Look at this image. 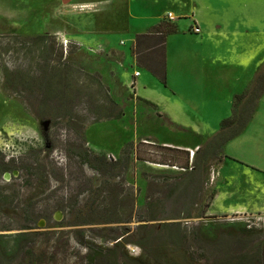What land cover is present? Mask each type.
Masks as SVG:
<instances>
[{
	"label": "rangeland",
	"instance_id": "rangeland-1",
	"mask_svg": "<svg viewBox=\"0 0 264 264\" xmlns=\"http://www.w3.org/2000/svg\"><path fill=\"white\" fill-rule=\"evenodd\" d=\"M47 1L5 0L10 11L0 14V18L12 19L0 22V153L4 163L14 160L17 168L9 173L8 181L0 173V192L9 196L10 203L0 207V234L25 229L22 232L29 235L21 252L15 258L0 256V264H140L133 261L144 253L138 246L144 231L138 226L145 222L138 219L145 216L149 202L166 199L167 181L182 171L142 160L162 159L163 151L156 144L192 143L189 131L208 140L219 131L221 121L231 117L234 98L251 87L264 68V14H257L264 0H245L251 2L249 18L232 8L242 0H128L130 7L124 0L122 10L130 12V25L111 32L104 29L106 14L98 13L111 9L110 2L88 9L83 0L67 5L58 1L57 8L45 10ZM169 12L177 17L181 12L195 13L201 33L184 34L193 22H178L180 32L167 40L169 71L162 83L135 65L131 49L137 35L146 34ZM242 19L250 22L249 62L231 56L225 35L228 24ZM216 26L220 28L215 30ZM39 35L50 36L45 41L49 48L45 59H52L58 46L67 55L62 63L72 78L73 101L70 108L65 106L64 117L57 112L58 102H47L46 111H40L45 97L30 96L22 86L12 88L7 83L6 72L14 77L43 76L41 66L56 64L52 60L45 63L43 45L28 40ZM135 72L141 74L136 88ZM140 99L153 103L156 109ZM111 100L123 110L122 119L99 120L96 107H110ZM252 118L245 131L225 145L224 154L257 170V180L249 185L238 179L240 172L234 167H239L232 162L216 169L215 189L231 186L236 193L228 203L246 208L234 216L258 215L252 207L264 187V93ZM77 125L85 126L89 149L118 160L125 144L132 142L131 157L139 159L127 173L114 170L113 177L85 166L82 180L88 181L89 190L77 196L73 207L75 188L84 186L75 178L79 158L74 151L80 144ZM210 173L211 168L195 205L188 207L191 219L148 224L155 226L156 234L165 223L178 224L170 229L180 231L179 247L189 264H234L233 259L242 255L250 264H264V228L252 234L219 228L204 239L200 235L201 225L214 224L198 218L214 191ZM242 183V188L234 189ZM166 206L163 212L160 208L162 216L172 214L171 205ZM217 215L223 217L221 212ZM121 220L123 223H118ZM216 220L217 225L238 222ZM8 228L10 231H4ZM116 244L119 247L115 248Z\"/></svg>",
	"mask_w": 264,
	"mask_h": 264
},
{
	"label": "trees",
	"instance_id": "trees-1",
	"mask_svg": "<svg viewBox=\"0 0 264 264\" xmlns=\"http://www.w3.org/2000/svg\"><path fill=\"white\" fill-rule=\"evenodd\" d=\"M178 31V25L165 17L146 34L137 35L131 49L136 66L147 70L160 82L165 83L167 78L166 39L170 35L177 34ZM15 38L17 40L22 39L21 36H16ZM32 39H35L34 41H37V44L43 45L44 51L41 55L44 57L43 60L45 63L52 60L55 61L56 64L54 66L50 64H46L44 67L41 66L43 69L40 70L43 72V76H25L22 74L14 77L12 73L9 74V72H6L8 86L12 88L22 86L24 91L28 92L30 96L36 94L42 100L43 97H45L43 100L44 102L41 101L42 103L39 108L40 111H46L47 102H58L59 108L57 112L64 117V113H66L64 111L65 106L70 108L73 101V91L71 89V86L73 85L71 83L72 78L67 70L68 67L64 65L66 63H62L64 50L61 46H58L57 53L51 57L52 59L49 57L45 59V55L49 53L48 46L45 47V41H48L50 36L39 35L28 40ZM72 47L77 48L75 45H72ZM66 57L64 56V59H67ZM100 87H102L101 84ZM263 93L264 68H262L255 76L249 90L234 98L232 116L221 122L219 131L213 137L203 142L192 159L190 158L189 151L169 146H160L159 144L155 145L154 143L155 147L163 151L162 159L157 161H142L166 168H176L182 171L175 174L173 172L174 177L171 178V182L167 181L168 191L165 194L166 199L149 202L146 206L145 216L138 219L140 222H145V225L138 226L140 232L144 231V235L140 236V242L138 244L139 247L144 248V253L138 258L133 259V261L139 262L140 264H189L188 257H186L185 253H183L179 247L180 231L178 228L175 232L170 229L171 227L176 229V225L178 224L165 223L160 226L159 232L156 234L155 226L151 227L148 223L192 218L191 210H188V207L195 205V199L202 191L212 164L222 162L224 158H227L224 154L225 145L229 141L238 137L246 129L255 113L257 104ZM139 101L156 109V106L147 100L140 99ZM96 110V114L101 115L99 120L113 121L121 120L123 117V110L112 100L110 101V107L99 105L96 107ZM34 111L37 112L36 108ZM78 128L77 137L80 144L77 146V150L74 151V155L79 158V167L77 168V175H75V178L76 180H80L84 186H78L75 188L76 192L73 196V207L78 203L77 196L82 195V193L88 189V181L86 182V180H82V177H84L85 166L96 170L101 174L111 175V177H113L114 170L127 173L133 161L139 159L137 156H135L134 159L131 157L132 153H130V151L134 147L132 142L125 144L123 154L118 160L111 156H107L104 153H98L89 149L85 139V126L79 125ZM16 169L17 168L14 166V160L4 163V156L0 153V173H10ZM214 193L215 192H212L209 202L206 203L204 209L198 215V218H207V221L214 223L207 226L201 225L198 228L203 239L212 235V233L216 232L219 228L245 234H252L255 232V229H247L244 224L239 222L217 225L213 221L218 218L206 217V212L214 197ZM8 199L9 196L3 195L2 192H0V207H7L10 205ZM185 200H187V202H185ZM168 203L171 205L172 214L169 216H162L160 213L167 209L168 206L166 205H168ZM59 208H63V206H60ZM130 213L132 214V210ZM118 223L123 222L121 220ZM4 231H10V228ZM22 231L27 230L21 229L19 233L11 235L0 234V256L4 258H15L17 254L21 252L22 246L27 242L29 237L28 232ZM5 239L10 240H7L6 242L4 241ZM117 247H119V244H116L115 248ZM107 251L110 250L108 249ZM129 261H132V259L129 258ZM233 261L234 264H250L246 255L237 256Z\"/></svg>",
	"mask_w": 264,
	"mask_h": 264
},
{
	"label": "crops",
	"instance_id": "crops-1",
	"mask_svg": "<svg viewBox=\"0 0 264 264\" xmlns=\"http://www.w3.org/2000/svg\"><path fill=\"white\" fill-rule=\"evenodd\" d=\"M0 1H1L0 2V14L8 13L10 11L9 3L8 2L6 3L5 0H3V1L0 0ZM58 1H60V3L62 5H67L70 2H72L73 0H71L67 4H64L62 2V0H49L45 4V7H46L45 10H47L50 6H56V8H57L58 7L57 6ZM123 1L124 0H83L82 4L85 7H87L88 9H92L97 5H101V4H105L107 2H110L111 9L104 10L103 12L98 11V13H99V15L106 14L105 19H104V21L106 22L104 24V29L108 30V32H111L110 30L126 29V28H128V25H130V12L128 10H127V12H124V9L122 10ZM126 6L130 7L128 0L126 1ZM232 8L234 9V11L236 10L242 17H245V16L248 17L251 13V2L242 0L241 5L232 6ZM89 14H92V13H89ZM192 14L193 15L188 14V12H181L177 17L173 12H169L165 17L166 18L170 17V20L172 22L176 23L177 25H178V22H180V21H192L193 23L190 26V30L184 32V34H196V33H193L192 28H195V27L200 28V26H199L198 20L196 19L195 13H192ZM257 14H264V6L260 11L257 12ZM165 17H163V18H165ZM100 18H101V16H100ZM262 18L264 19V15L262 16ZM7 19L0 18V22L6 23L8 21H12V19H9V18H7ZM100 26L101 25L98 24L97 27L100 28ZM178 28H179V26H178ZM219 28H220V26H216L215 30H217ZM249 28H250V22L242 19V21H240L238 23L228 24V28H227L226 33H225L226 39L228 41L229 52H230L231 56H233L235 59L240 60V61L246 59V61L249 62L251 60V55H250V51H249L250 45H251V36L249 37V31H248ZM179 32H180V30L178 31V33ZM200 33L201 32L197 33L196 35H199ZM214 35L215 34L213 33L212 38L214 37ZM170 36H172V35H170ZM170 36H168L166 39V77H167L168 71H169V69H168L169 68V55L167 52V40ZM262 51L264 52V43L262 44ZM262 55L264 56V53ZM135 65H136V63H135ZM248 65L250 67V63H248ZM136 73L137 72H135L133 74V77H134L133 81L135 83V88H136V85L138 83L137 82L138 79L141 78V74H139L138 77H135ZM248 88H250V86L247 87V89L244 91V93H246L249 90ZM252 120H253V118L251 119V121L249 122L248 125H250V123H252ZM219 128H220V125H219ZM188 133H189L190 138L193 141L192 143L188 140H183V143H181L180 145H168L167 143L165 145L170 146V147H174V148H179V149L186 150V151H193L194 152L195 149L197 150V148H199L203 144L202 142L207 141V140H204L203 136L198 134L197 132L189 131ZM228 162H232L235 165H237L239 168H241L239 170V168L237 169L234 167V169H236L240 172V178H238V179L245 180V182H247V183L250 182L249 185H251V180H257L258 176H255V175H257L256 173H258V171L253 169V168L247 167L243 163L235 162L234 160L227 159V158H225L222 162L213 163L211 166L210 181L213 185V189H214L213 192H215V193H214V197L211 200L210 205H209L207 212H206V217H208V218H213V217L221 218V217H218V215H217L219 212H221L223 217H227V218H230V217L238 218L239 217V218H242L243 216H234V214H237L239 212L242 213V211L244 209H246L245 207H243L242 209H238L237 207H234L233 205H230L228 203L231 200L232 195L236 193L235 192L236 190L231 189V186H228L223 191H221V189H217V190L215 189L216 177L218 175L216 169H217V167H219L220 169L222 167H225V165H227ZM245 163H247V162H245ZM247 164H249V163H247ZM256 168H259V167H256ZM243 169H245V170H243ZM225 182H227L226 184H228L229 180H225ZM234 182L236 183L237 180H235ZM244 183H242L238 186H234V189L242 188L241 186ZM213 207L218 208V209L211 210ZM252 208L254 210L253 212H256L258 214L257 216H263L264 215V187L261 189V195L257 199L256 204H254ZM212 211H213V213H212ZM230 215H233V216H230Z\"/></svg>",
	"mask_w": 264,
	"mask_h": 264
},
{
	"label": "built area",
	"instance_id": "built-area-1",
	"mask_svg": "<svg viewBox=\"0 0 264 264\" xmlns=\"http://www.w3.org/2000/svg\"><path fill=\"white\" fill-rule=\"evenodd\" d=\"M169 19H170V17H169ZM192 31H193V33H199V31H198V28L197 27H195V28H192ZM64 45H67V40H63V41H61ZM139 72H137L136 74H135V77H138L139 76ZM189 153H190V158L192 159L193 158V155H194V152L193 151H189ZM243 219H241V218H236V217H230V219H236L239 223H242V224H244L245 226H246V228L247 229H263L264 228V217H262V216H249V217H247V216H244V217H242ZM218 219H229V218H227V217H221V218H218ZM233 220H231V221H233ZM219 222V220H214L213 222ZM221 222V221H220ZM233 223H235V222H233Z\"/></svg>",
	"mask_w": 264,
	"mask_h": 264
},
{
	"label": "water",
	"instance_id": "water-1",
	"mask_svg": "<svg viewBox=\"0 0 264 264\" xmlns=\"http://www.w3.org/2000/svg\"><path fill=\"white\" fill-rule=\"evenodd\" d=\"M71 0H62V2L64 3V4H67V3H69ZM16 173V172H15ZM3 178L6 180V181H8L10 178H11V175L9 174V173H5V174H3Z\"/></svg>",
	"mask_w": 264,
	"mask_h": 264
},
{
	"label": "flooded vegetation",
	"instance_id": "flooded-vegetation-1",
	"mask_svg": "<svg viewBox=\"0 0 264 264\" xmlns=\"http://www.w3.org/2000/svg\"><path fill=\"white\" fill-rule=\"evenodd\" d=\"M220 223H222V222H220ZM220 223H219V224H220Z\"/></svg>",
	"mask_w": 264,
	"mask_h": 264
}]
</instances>
